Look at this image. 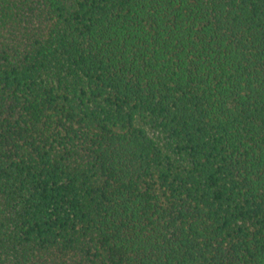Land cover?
Wrapping results in <instances>:
<instances>
[{"label": "trees", "instance_id": "16d2710c", "mask_svg": "<svg viewBox=\"0 0 264 264\" xmlns=\"http://www.w3.org/2000/svg\"><path fill=\"white\" fill-rule=\"evenodd\" d=\"M0 264H264V0H0Z\"/></svg>", "mask_w": 264, "mask_h": 264}]
</instances>
